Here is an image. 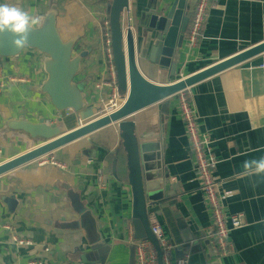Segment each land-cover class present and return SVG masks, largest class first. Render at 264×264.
Masks as SVG:
<instances>
[{
    "label": "crops",
    "instance_id": "obj_1",
    "mask_svg": "<svg viewBox=\"0 0 264 264\" xmlns=\"http://www.w3.org/2000/svg\"><path fill=\"white\" fill-rule=\"evenodd\" d=\"M16 0H0L14 5ZM170 0H139L144 6H163ZM196 0H186L191 15ZM52 0H22L21 9L42 20ZM111 0H56V26L63 40L76 38L75 53L86 52L77 81H85V102L106 98L109 89L97 86L106 76L102 25L111 17ZM117 16L114 14V17ZM264 41V0H219L207 12L197 47L184 39L175 72L139 59L142 75L169 83L204 69ZM42 55L24 49L16 58H0V162L40 144L23 132L8 129V118L30 122L56 118L46 95L32 91L46 75ZM264 53L194 84L184 92L193 109L198 132L207 134V147L216 157L213 178L226 219L242 212L244 226L231 231L235 251L213 257L203 240L211 212L195 170V159L180 115L178 94L162 104L131 116L137 131L163 127L162 167L180 191L169 201L148 206L159 216L165 237L173 245V260L188 255V264H264V174L243 168L248 160L264 157ZM14 78V82L8 81ZM64 122V123H63ZM62 130L75 118H63ZM108 152L86 137L46 155L64 163L32 162L0 176V264H128V221L133 220L127 158ZM120 150V151H119ZM76 196L84 212L72 208ZM14 200L9 208L7 200ZM78 222L79 226L70 227ZM7 226L9 229H5ZM134 229V228H133ZM12 237L29 243L16 245ZM134 246V245H133ZM193 247V248H192ZM46 249V251H45Z\"/></svg>",
    "mask_w": 264,
    "mask_h": 264
},
{
    "label": "water",
    "instance_id": "obj_2",
    "mask_svg": "<svg viewBox=\"0 0 264 264\" xmlns=\"http://www.w3.org/2000/svg\"><path fill=\"white\" fill-rule=\"evenodd\" d=\"M22 0L13 6L21 8ZM110 35L118 95L125 98L120 108L97 118H92V108L85 102V81H77L82 70L81 61L86 52L75 53L76 38L63 40L56 26V0L45 12L36 30L29 35L24 49H33L42 55L41 66L46 77L32 91L46 95L57 118L48 123L44 117L30 122L8 118V129L23 132L31 141L41 143L7 161L0 162V176L32 163L53 151L86 138L109 125L117 124L120 139L127 158L128 181L132 191L133 228L135 239H148L157 252L158 264L161 250L150 231L148 206L155 207L169 201L180 191L171 182L166 167H162L163 127L137 131L133 114L155 104H162L167 111L168 100L219 72L264 53V41L222 59L204 69L169 83H156L145 78L139 70L138 61L144 59L160 70L175 72L182 50V41L189 22L186 0H170L163 6H144L139 0H111ZM127 12L128 29L123 32L122 18ZM114 14L117 16L114 17ZM10 47L7 35L0 36V58H16L23 50ZM71 109L78 113L84 123L78 127L62 130V112ZM64 123V122H63ZM10 210L14 200H7ZM72 208L78 214L84 209L76 196ZM79 226L78 222L69 225ZM193 248V247H192ZM128 264H135L132 245Z\"/></svg>",
    "mask_w": 264,
    "mask_h": 264
},
{
    "label": "built area",
    "instance_id": "obj_3",
    "mask_svg": "<svg viewBox=\"0 0 264 264\" xmlns=\"http://www.w3.org/2000/svg\"><path fill=\"white\" fill-rule=\"evenodd\" d=\"M219 0H196L193 11L190 15L189 22L187 24L184 39L188 45V48L197 47L202 35V28L206 20L207 12L211 7L216 6ZM127 12H124L122 18L123 32L128 29L126 22ZM42 20H37V25ZM102 34L105 41V54H106V76L97 87H106L109 89V95L106 98L97 97L88 105L92 108V118L109 115L111 112L117 110L122 106L125 101L124 97L118 95L116 75L114 68V61L111 48V35H110V18H106L102 25ZM263 67L264 65H260ZM158 75H164V70H158ZM10 82H14V78H9ZM3 81L1 80L0 88H3ZM179 108L182 121L185 126V130L188 136L190 147L195 159V170L198 174V179L201 184V188L205 194L207 206L211 212V226L205 229L203 233V240L208 245L214 258L219 259L225 256H229L234 253L235 246L231 239V231L244 226V217L242 212L232 214L227 220L222 205L220 202V196L225 197L227 193L218 194L215 180L213 178V168L216 164L215 155L209 151L207 147L208 137L207 134H200L194 120V109L184 91L178 93ZM62 118H75L74 127H78L84 123L78 113L68 109L62 112ZM73 127V128H74ZM88 137L99 141L104 145V148L113 153L117 151L121 144L120 131L117 124L109 125L97 132H94ZM38 164L50 163L60 168H65L64 163L58 162L53 157L47 158V156L41 157L34 161ZM149 227L152 234L158 241L161 250V262L162 264H188V255L184 254L175 260L172 258L173 245L165 237L161 220L155 211L148 212ZM5 229L9 227L5 226ZM128 230V242L134 245L135 249V264H158L157 252L154 245L148 239H135L134 229L132 221L127 223ZM12 241L16 245H24L29 243L25 239L12 237ZM46 251V249H45ZM29 264H41L40 261L34 259Z\"/></svg>",
    "mask_w": 264,
    "mask_h": 264
},
{
    "label": "clouds",
    "instance_id": "obj_4",
    "mask_svg": "<svg viewBox=\"0 0 264 264\" xmlns=\"http://www.w3.org/2000/svg\"><path fill=\"white\" fill-rule=\"evenodd\" d=\"M36 23L29 11L0 2V36L6 34L14 50H22L28 45L29 35L36 30ZM243 168L250 174H264V157L245 161Z\"/></svg>",
    "mask_w": 264,
    "mask_h": 264
},
{
    "label": "trees",
    "instance_id": "obj_5",
    "mask_svg": "<svg viewBox=\"0 0 264 264\" xmlns=\"http://www.w3.org/2000/svg\"><path fill=\"white\" fill-rule=\"evenodd\" d=\"M120 150H123V147H121ZM120 150H119V151H120Z\"/></svg>",
    "mask_w": 264,
    "mask_h": 264
},
{
    "label": "rangeland",
    "instance_id": "obj_6",
    "mask_svg": "<svg viewBox=\"0 0 264 264\" xmlns=\"http://www.w3.org/2000/svg\"><path fill=\"white\" fill-rule=\"evenodd\" d=\"M101 146H103L104 147V145H102V143H101ZM152 211V210H151Z\"/></svg>",
    "mask_w": 264,
    "mask_h": 264
}]
</instances>
